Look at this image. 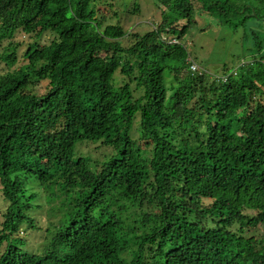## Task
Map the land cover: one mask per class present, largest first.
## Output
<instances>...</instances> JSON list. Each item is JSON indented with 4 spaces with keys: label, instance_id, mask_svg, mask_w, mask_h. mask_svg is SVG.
Here are the masks:
<instances>
[{
    "label": "trees",
    "instance_id": "16d2710c",
    "mask_svg": "<svg viewBox=\"0 0 264 264\" xmlns=\"http://www.w3.org/2000/svg\"><path fill=\"white\" fill-rule=\"evenodd\" d=\"M93 1L0 0V264H264V40L245 37L239 72L193 73L194 0H155L146 33L104 26ZM255 1L198 4L238 28L264 17ZM42 206L32 252L21 225Z\"/></svg>",
    "mask_w": 264,
    "mask_h": 264
},
{
    "label": "rangeland",
    "instance_id": "374dc122",
    "mask_svg": "<svg viewBox=\"0 0 264 264\" xmlns=\"http://www.w3.org/2000/svg\"><path fill=\"white\" fill-rule=\"evenodd\" d=\"M235 6L241 7L247 0H231ZM255 1V0H254ZM257 3V1H255ZM194 22L190 25L187 45L194 61H196L207 73L219 74L226 66L230 73L239 72L245 62L249 61L250 55L247 48L250 41L245 37L256 31L260 39L264 40V17L256 19L249 18L248 21L238 28L225 24L220 16L200 10L198 0H194ZM260 6V4L257 3ZM94 9V16L103 18V25L121 24L127 32L138 31L146 33L153 29L161 20V10L157 7L155 0H94L91 4ZM264 14V5L262 6ZM242 14H235L234 22L239 24ZM52 37L48 34L44 37L43 43ZM17 40L23 41V46L19 53L22 55L26 45L34 40L24 33L18 35ZM124 44H129V38L124 39ZM7 44H0V52ZM23 60V58H22ZM15 66L14 68H16ZM13 69V68H12ZM9 68L0 59V81H6V73ZM212 76V75H211ZM117 85L123 79V76L117 74ZM41 93L46 91V84L38 86ZM112 153V148L102 146L100 142L84 141L77 145V154L88 158L93 162L100 164L107 161ZM36 187V186H35ZM40 196L37 203L45 204V197L41 188H38ZM5 203L0 194V223L3 220V211ZM30 215L35 219L37 228H32L29 224L21 225V234L25 238L28 250L39 251L45 239V232L42 227L47 226V208L32 210Z\"/></svg>",
    "mask_w": 264,
    "mask_h": 264
},
{
    "label": "built area",
    "instance_id": "2783aa9c",
    "mask_svg": "<svg viewBox=\"0 0 264 264\" xmlns=\"http://www.w3.org/2000/svg\"><path fill=\"white\" fill-rule=\"evenodd\" d=\"M174 42H177V40H173ZM191 70L193 73H205V71H203L204 69L193 59H191V66H190ZM227 77H224L223 79L226 80Z\"/></svg>",
    "mask_w": 264,
    "mask_h": 264
},
{
    "label": "water",
    "instance_id": "95a60500",
    "mask_svg": "<svg viewBox=\"0 0 264 264\" xmlns=\"http://www.w3.org/2000/svg\"><path fill=\"white\" fill-rule=\"evenodd\" d=\"M255 12V11H254Z\"/></svg>",
    "mask_w": 264,
    "mask_h": 264
}]
</instances>
